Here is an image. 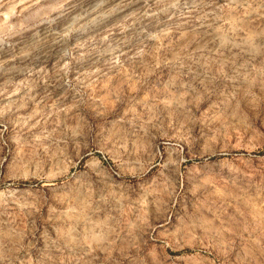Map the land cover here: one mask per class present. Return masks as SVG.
I'll use <instances>...</instances> for the list:
<instances>
[{
    "label": "rangeland",
    "instance_id": "obj_1",
    "mask_svg": "<svg viewBox=\"0 0 264 264\" xmlns=\"http://www.w3.org/2000/svg\"><path fill=\"white\" fill-rule=\"evenodd\" d=\"M262 139L264 0H0V264H264Z\"/></svg>",
    "mask_w": 264,
    "mask_h": 264
},
{
    "label": "bare ground",
    "instance_id": "obj_2",
    "mask_svg": "<svg viewBox=\"0 0 264 264\" xmlns=\"http://www.w3.org/2000/svg\"><path fill=\"white\" fill-rule=\"evenodd\" d=\"M263 140V139H262ZM264 141V140H263ZM228 142V141H227ZM260 143V142H259ZM262 143V142H261ZM230 143H223L222 145H216L215 143L210 145V147L208 148L207 152L205 154L202 153L203 157H206V162H211V161H216V160H219L221 161L222 164H224L223 162H226L228 160H238L240 158L241 160V157H237V158H234V152L235 151L236 153L238 152H242L244 151L245 149L244 148H240L239 146L242 144L240 143H234L232 145H229ZM258 145V144H257ZM260 146V149L263 150L264 147L262 144H259ZM259 149V148H258ZM205 152V151H204ZM248 152L251 153H257L255 152V150H253L252 148H248ZM239 155V154H237ZM243 155V154H242ZM247 156V155H246ZM243 158V156H242ZM220 165V164H219ZM210 166V165H208ZM211 167V166H210ZM219 167V166H218ZM223 167V166H221ZM220 168V167H219ZM222 169V168H221ZM218 170V169H217ZM216 170V171H217ZM227 170V169H226ZM237 170V169H236ZM214 171V170H207V171H201L202 174H204L202 177L206 180V182H213L215 184H220V182L223 180L224 176L222 173H219L220 171ZM229 171V170H228ZM201 174V175H202Z\"/></svg>",
    "mask_w": 264,
    "mask_h": 264
}]
</instances>
